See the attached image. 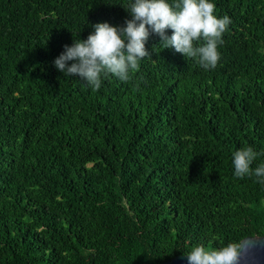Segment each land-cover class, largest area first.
Returning <instances> with one entry per match:
<instances>
[{
	"label": "trees",
	"instance_id": "trees-1",
	"mask_svg": "<svg viewBox=\"0 0 264 264\" xmlns=\"http://www.w3.org/2000/svg\"><path fill=\"white\" fill-rule=\"evenodd\" d=\"M132 2L0 0V264H161L264 237V183L232 164L249 146L264 164V0H210L231 20L214 69L151 34L128 81L56 70Z\"/></svg>",
	"mask_w": 264,
	"mask_h": 264
},
{
	"label": "clouds",
	"instance_id": "clouds-1",
	"mask_svg": "<svg viewBox=\"0 0 264 264\" xmlns=\"http://www.w3.org/2000/svg\"><path fill=\"white\" fill-rule=\"evenodd\" d=\"M127 11L131 19H126L124 26L96 23L86 40L65 45L53 61L56 70L68 77L78 76L93 90L100 89L102 75L128 81L130 72L138 71L140 61L150 59L145 44L151 34L159 36L160 47L196 60L204 70L217 66L221 58L218 46L224 43L222 36L231 20L227 15L217 17L210 0H133ZM166 29L171 30L170 36ZM256 156L251 146L235 151V177L255 175L264 183V164L251 168ZM249 251L242 243L219 249L194 245L184 256L187 264H241Z\"/></svg>",
	"mask_w": 264,
	"mask_h": 264
},
{
	"label": "water",
	"instance_id": "water-1",
	"mask_svg": "<svg viewBox=\"0 0 264 264\" xmlns=\"http://www.w3.org/2000/svg\"><path fill=\"white\" fill-rule=\"evenodd\" d=\"M240 243L250 249L247 256L241 260V264H264V237H246ZM161 264H187V258L175 256Z\"/></svg>",
	"mask_w": 264,
	"mask_h": 264
}]
</instances>
